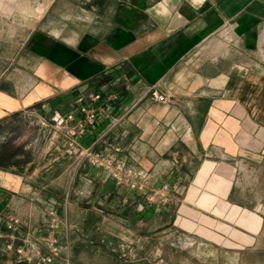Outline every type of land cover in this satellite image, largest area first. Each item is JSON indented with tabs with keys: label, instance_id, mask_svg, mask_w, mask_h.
Listing matches in <instances>:
<instances>
[{
	"label": "crops",
	"instance_id": "0c3cea01",
	"mask_svg": "<svg viewBox=\"0 0 264 264\" xmlns=\"http://www.w3.org/2000/svg\"><path fill=\"white\" fill-rule=\"evenodd\" d=\"M81 105L100 110L83 134L51 121ZM64 205L53 264H172V230L203 264H264V0H0V264Z\"/></svg>",
	"mask_w": 264,
	"mask_h": 264
},
{
	"label": "built area",
	"instance_id": "2783aa9c",
	"mask_svg": "<svg viewBox=\"0 0 264 264\" xmlns=\"http://www.w3.org/2000/svg\"><path fill=\"white\" fill-rule=\"evenodd\" d=\"M154 95L162 100L167 99V97L163 94ZM93 99L101 100L100 110H107L111 107L110 96L103 98L101 93H97L93 96ZM100 110L87 105H81L79 107V116H77L76 112L74 111L66 113L55 111L51 117V121L57 126L69 125L70 135L76 137L83 134L88 126H95L98 123ZM40 123L44 126L49 125V122L46 120H40ZM68 145V150L70 153L74 151V148H77V145L73 139L68 142ZM107 145L113 148L115 151L121 150V146L114 144L113 142H108ZM76 151L80 155L89 154L91 156L92 162L103 166L105 170L119 183H126L132 188L142 187V185L138 183L136 179L127 180L125 177L129 176L136 178L137 176L141 175L140 172H136L132 168H126L123 162L116 161L112 155L102 157V154L100 153H91L89 148H79L78 150L76 149ZM167 189L168 186L166 183H164L158 190V193H160L164 202L168 201V196L164 192ZM17 222L18 219L16 218L11 219L9 227L13 228V224ZM44 230V233L39 234L33 232V236L37 237L34 242H31V235L26 236L25 240L28 243V247H32L33 249L29 255H27L28 247L25 244L14 247L12 243H8L6 248L9 250L15 249L16 253L18 254V262H22V264H53L54 259L62 246L61 235L62 231L64 230L63 222L57 216L56 209L54 207H50L48 210V220ZM36 231H41V228H37ZM38 243L47 245L50 253L47 255H42Z\"/></svg>",
	"mask_w": 264,
	"mask_h": 264
},
{
	"label": "rangeland",
	"instance_id": "374dc122",
	"mask_svg": "<svg viewBox=\"0 0 264 264\" xmlns=\"http://www.w3.org/2000/svg\"><path fill=\"white\" fill-rule=\"evenodd\" d=\"M56 214L63 222V233L67 234L73 226L67 216V206L64 205L63 213L56 210ZM199 241L200 240H198V238L193 234H184L172 230V264H203L205 261L203 257H201L202 251ZM246 259L261 262L263 261L264 256L262 254L256 253L251 254L250 257L247 256ZM231 261L232 258H228V264H230Z\"/></svg>",
	"mask_w": 264,
	"mask_h": 264
},
{
	"label": "clouds",
	"instance_id": "9594fccd",
	"mask_svg": "<svg viewBox=\"0 0 264 264\" xmlns=\"http://www.w3.org/2000/svg\"><path fill=\"white\" fill-rule=\"evenodd\" d=\"M201 3H203V0H201ZM22 11L24 12L25 15H27V9H23ZM48 35H50L54 39L59 38L55 29H53ZM62 42L65 43L68 47H70L73 51L79 50V41L75 43H70L68 41H62Z\"/></svg>",
	"mask_w": 264,
	"mask_h": 264
},
{
	"label": "bare ground",
	"instance_id": "6f19581e",
	"mask_svg": "<svg viewBox=\"0 0 264 264\" xmlns=\"http://www.w3.org/2000/svg\"><path fill=\"white\" fill-rule=\"evenodd\" d=\"M228 36V35H227Z\"/></svg>",
	"mask_w": 264,
	"mask_h": 264
}]
</instances>
